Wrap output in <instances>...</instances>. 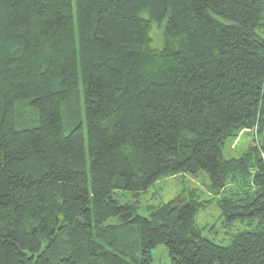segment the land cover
<instances>
[{
    "label": "trees",
    "instance_id": "obj_1",
    "mask_svg": "<svg viewBox=\"0 0 264 264\" xmlns=\"http://www.w3.org/2000/svg\"><path fill=\"white\" fill-rule=\"evenodd\" d=\"M201 172L223 224L249 226L229 244L202 234L197 189L139 212ZM161 244L264 264V0H0V264H152Z\"/></svg>",
    "mask_w": 264,
    "mask_h": 264
},
{
    "label": "rangeland",
    "instance_id": "obj_2",
    "mask_svg": "<svg viewBox=\"0 0 264 264\" xmlns=\"http://www.w3.org/2000/svg\"><path fill=\"white\" fill-rule=\"evenodd\" d=\"M151 33L154 37V45L156 44L161 46L163 39H161V32L159 29L154 26ZM73 99H75V96ZM76 103L77 101L74 104ZM77 113V121L84 123V103L83 108L81 105V110ZM65 123V128L68 131L69 123L67 119ZM254 136L255 133L251 130V128L241 129L237 135L227 142L225 148L227 156H237L241 154L248 148ZM209 181L210 180L206 172H201L198 176H191L189 174L182 173L163 176L162 178L158 179L146 193L142 194L140 197L141 206L139 208V212L146 214L147 207L150 204L157 205L162 202H166L185 191L188 192V190L191 188L197 189L204 199L210 201L209 205L206 208L200 210L196 217L198 225L203 229L202 234L213 239L217 243L229 244L234 233L247 227L249 228V226L246 225L247 222L241 221H237L231 226L223 224L221 219V209L219 207V199L218 196H216V194L210 190ZM120 198L127 200L134 199V196L131 192H129L121 195ZM153 257L154 259L152 264L171 263L168 248L164 244L157 246L153 250Z\"/></svg>",
    "mask_w": 264,
    "mask_h": 264
}]
</instances>
